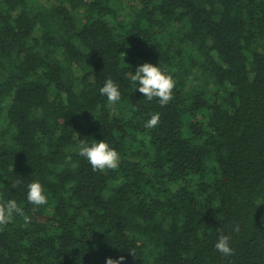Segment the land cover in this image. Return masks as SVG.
I'll return each mask as SVG.
<instances>
[{"label":"trees","instance_id":"obj_1","mask_svg":"<svg viewBox=\"0 0 264 264\" xmlns=\"http://www.w3.org/2000/svg\"><path fill=\"white\" fill-rule=\"evenodd\" d=\"M145 62L173 77L166 105L134 93ZM105 137L119 167L93 171L74 149ZM8 199L31 223L0 225V264H264V0H0Z\"/></svg>","mask_w":264,"mask_h":264},{"label":"clouds","instance_id":"obj_2","mask_svg":"<svg viewBox=\"0 0 264 264\" xmlns=\"http://www.w3.org/2000/svg\"><path fill=\"white\" fill-rule=\"evenodd\" d=\"M130 82L134 88V93L138 90L148 101L156 98L158 103L163 106L172 99L175 82L173 77L164 71L159 64L154 65L151 62L139 64L135 72L131 74ZM99 93L106 98L108 106H114L121 100L120 88L111 78L105 80L103 86L99 88ZM159 120V113H155L145 120L144 127L154 128ZM74 150L78 156L86 160L93 171L115 170L119 167L120 155L106 137L102 140L80 139ZM18 184L19 181L12 182L11 187L15 188ZM26 200L34 207L47 204L48 195L39 180H33L26 185ZM17 217L22 219L23 227H27L31 223V217L25 214L24 208L18 204L17 200L8 199L0 202V225H7ZM215 248L225 255L231 254L229 237L226 235L221 236L216 241ZM123 260V257L118 259L108 257L105 264H122Z\"/></svg>","mask_w":264,"mask_h":264}]
</instances>
